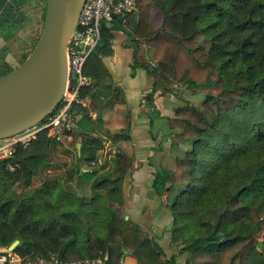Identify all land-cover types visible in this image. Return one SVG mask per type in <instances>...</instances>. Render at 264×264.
<instances>
[{
    "label": "trees",
    "instance_id": "trees-1",
    "mask_svg": "<svg viewBox=\"0 0 264 264\" xmlns=\"http://www.w3.org/2000/svg\"><path fill=\"white\" fill-rule=\"evenodd\" d=\"M153 2L163 12L158 29L150 23ZM138 6L129 42L134 67L153 77L149 99L184 83L191 92L205 91L199 106L178 97L174 116L164 118L172 145L190 146L173 170H158L152 184L161 197L182 186L169 205L173 254L124 218L108 229L109 203L122 195L124 174L136 169L132 157H116L118 171L108 177L76 168L80 179L92 182L89 198L67 188L66 175L32 191L59 144L48 132L0 159V252L19 240L15 253L33 260L56 255L67 263L102 258L121 264L124 252L132 251L139 264H264V241L258 239L264 236V0H139ZM45 15L46 6L42 25ZM100 49L86 66L95 82L87 96L107 76ZM90 109L99 115L100 107L91 103ZM78 134L66 142L76 152Z\"/></svg>",
    "mask_w": 264,
    "mask_h": 264
},
{
    "label": "crops",
    "instance_id": "crops-1",
    "mask_svg": "<svg viewBox=\"0 0 264 264\" xmlns=\"http://www.w3.org/2000/svg\"><path fill=\"white\" fill-rule=\"evenodd\" d=\"M43 3L44 0H0V70L16 69L33 49L41 27ZM139 13L138 6L133 14L106 24L99 56L107 76L88 96L91 103L100 107V112L98 115L92 111L97 113V117H92L89 112L85 116L82 110L78 113L76 168H80L82 173L95 172V178L108 177L118 171L113 162L116 157H132L136 169L133 173L124 174L122 195L109 203L113 219L108 229H114L119 219L124 218L130 227L143 231L151 243H159L168 255H172L173 220L169 205L182 186L167 191L161 197L154 192L152 184L156 172L173 170L176 158L190 146L172 145V131L167 128L164 118L174 116L180 106L178 97L199 106L205 96L202 98V92L186 89L184 83L177 87L175 93L163 95L157 92L149 99L153 77L147 71L134 67V49L129 42ZM162 21L163 12L157 2L151 3V25L158 29ZM144 49L149 56L153 54V50L145 46ZM193 98L201 100L193 103ZM119 134L128 136V139H117ZM67 143V150L72 151ZM91 184L78 177L77 183L74 182V192L78 191L77 186L83 185L90 189V194H76L89 198L92 195ZM121 264H139V261L132 251H128L127 254L124 252Z\"/></svg>",
    "mask_w": 264,
    "mask_h": 264
},
{
    "label": "water",
    "instance_id": "water-1",
    "mask_svg": "<svg viewBox=\"0 0 264 264\" xmlns=\"http://www.w3.org/2000/svg\"><path fill=\"white\" fill-rule=\"evenodd\" d=\"M86 1L47 0L35 47L19 67L0 76V140L36 126L60 106L68 86L69 44ZM19 245L16 240L0 254L15 252Z\"/></svg>",
    "mask_w": 264,
    "mask_h": 264
},
{
    "label": "built area",
    "instance_id": "built-area-1",
    "mask_svg": "<svg viewBox=\"0 0 264 264\" xmlns=\"http://www.w3.org/2000/svg\"><path fill=\"white\" fill-rule=\"evenodd\" d=\"M138 9V0H87L81 11L78 26L68 49V86L65 96L56 111L36 126L8 139L0 140V159L14 156L19 146L27 147L38 140L42 133L59 143L72 141L71 133L78 129V110L89 112L91 102L86 92L94 87V80L87 76L86 66L103 42V28L107 23L133 14ZM153 67L157 65L153 62ZM11 170L13 166H9ZM3 249L2 251H6ZM0 264H106L102 258L67 263L54 255L49 258H22L15 252L0 254Z\"/></svg>",
    "mask_w": 264,
    "mask_h": 264
},
{
    "label": "rangeland",
    "instance_id": "rangeland-1",
    "mask_svg": "<svg viewBox=\"0 0 264 264\" xmlns=\"http://www.w3.org/2000/svg\"><path fill=\"white\" fill-rule=\"evenodd\" d=\"M44 5H45V3H43V7H42L40 30L41 29L43 30V26H44V25H42V22H43L42 17H43V12H44V7H45ZM35 45H36V43H35ZM35 45H34V47H35ZM31 51H30V53H31ZM29 54H28V56H29ZM0 71H2V70H0ZM204 96H205V91L200 93V97L203 98ZM182 98H184V97H182ZM188 98H189V96H187V99ZM193 100H194L193 103H195V102H199L201 100V98H196V99L193 98ZM177 101H178V99H177ZM189 102L191 103V101H189ZM57 143H59V142H57ZM76 156H77L76 150L75 149H72V151L67 150L65 143H59L58 145H56L55 149L53 150V154H52V166L49 169L44 170L38 177L35 178L34 183L32 185V188H31L32 191L37 192L38 190H40L45 185V181H47L49 178H58L61 175H66L65 186L67 188H70L72 191H74V189H75L74 182L77 183V180H78V176L74 173V170L76 169V163H77ZM107 173H105L104 175H107ZM76 189L78 190L76 193L77 194L79 193L81 196H85V195L87 196L90 194V189L88 190V188L84 187L83 185H81L80 187L77 186ZM90 208H91L90 203H86L84 206V210L87 211ZM258 239L261 242L264 241L263 233L258 235Z\"/></svg>",
    "mask_w": 264,
    "mask_h": 264
}]
</instances>
